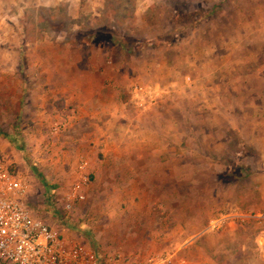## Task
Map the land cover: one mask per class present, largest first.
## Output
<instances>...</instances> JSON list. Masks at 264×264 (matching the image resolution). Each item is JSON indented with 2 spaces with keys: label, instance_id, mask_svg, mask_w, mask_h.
I'll return each mask as SVG.
<instances>
[{
  "label": "rangeland",
  "instance_id": "rangeland-1",
  "mask_svg": "<svg viewBox=\"0 0 264 264\" xmlns=\"http://www.w3.org/2000/svg\"><path fill=\"white\" fill-rule=\"evenodd\" d=\"M0 159L101 259L264 264V0H0Z\"/></svg>",
  "mask_w": 264,
  "mask_h": 264
},
{
  "label": "built area",
  "instance_id": "built-area-1",
  "mask_svg": "<svg viewBox=\"0 0 264 264\" xmlns=\"http://www.w3.org/2000/svg\"><path fill=\"white\" fill-rule=\"evenodd\" d=\"M151 89L135 86L132 93L137 100L151 97ZM151 96V97H150ZM60 131V126L55 127ZM28 185L0 159V261L5 264H130L126 257L115 253L101 259L89 246L58 235L32 211L27 200ZM81 200L84 197H80ZM71 206L68 205L67 209ZM258 221H264V215ZM227 218V219H226ZM232 218V217H231ZM219 221L213 230L220 231L228 221ZM236 219L243 218L236 215ZM135 264H172L161 255H153Z\"/></svg>",
  "mask_w": 264,
  "mask_h": 264
},
{
  "label": "crops",
  "instance_id": "crops-1",
  "mask_svg": "<svg viewBox=\"0 0 264 264\" xmlns=\"http://www.w3.org/2000/svg\"><path fill=\"white\" fill-rule=\"evenodd\" d=\"M102 88H103V87H102ZM97 96H98V97H97ZM97 96H96L95 99H98V100H99L98 103H101V101H103L104 104H105V103H107V101H109L108 97H110L111 95L108 94V93H106V92L99 91V93H97ZM108 108L111 109L112 107H110V105H108ZM109 109H108V111H109ZM105 143L107 144V141H105ZM107 145H109V144H107ZM115 155H116V154L114 153V156H115ZM223 234H225V233H223ZM228 235H231V234L228 233Z\"/></svg>",
  "mask_w": 264,
  "mask_h": 264
}]
</instances>
